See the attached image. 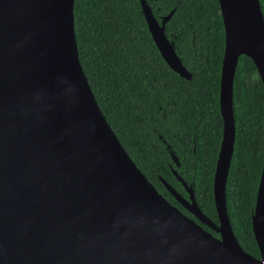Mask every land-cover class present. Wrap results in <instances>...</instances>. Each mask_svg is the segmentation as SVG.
<instances>
[{
	"label": "water",
	"instance_id": "water-1",
	"mask_svg": "<svg viewBox=\"0 0 264 264\" xmlns=\"http://www.w3.org/2000/svg\"><path fill=\"white\" fill-rule=\"evenodd\" d=\"M140 3L163 59L191 80L164 27ZM219 4L225 51L224 130L213 182L218 225L195 201L186 205L216 238L157 192L109 125L80 61L75 0H0V264H264V164L251 220L260 257L237 239L226 194L234 79L246 56L264 90V14L259 0Z\"/></svg>",
	"mask_w": 264,
	"mask_h": 264
},
{
	"label": "trees",
	"instance_id": "trees-1",
	"mask_svg": "<svg viewBox=\"0 0 264 264\" xmlns=\"http://www.w3.org/2000/svg\"><path fill=\"white\" fill-rule=\"evenodd\" d=\"M259 1L264 14V0ZM164 6L166 12L176 8L167 33L175 39L191 80L170 70L160 56L139 0H75L74 26L83 70L99 107L129 153L150 149L149 137L160 127L175 125L181 104L192 109L199 105L207 118H220L224 28L218 0H166ZM234 104L237 134L227 182L228 212L240 244L260 257L251 220L264 164V90L246 56L237 67ZM182 121L192 124L186 116ZM143 163L140 167L151 175ZM211 183L198 202L217 219Z\"/></svg>",
	"mask_w": 264,
	"mask_h": 264
},
{
	"label": "flooded vegetation",
	"instance_id": "flooded-vegetation-1",
	"mask_svg": "<svg viewBox=\"0 0 264 264\" xmlns=\"http://www.w3.org/2000/svg\"><path fill=\"white\" fill-rule=\"evenodd\" d=\"M145 1L151 11L153 18L157 21L159 26L164 27L166 38L173 45L176 54L181 60V57L176 47L175 39L172 38L167 33V26L171 22L176 12V8L174 7L169 12L168 11L166 12L165 10L166 6H164L166 0H163L160 3L159 0H145ZM218 4H219V0H218ZM140 8H141V15L143 16L151 40L154 46L156 47V49L158 50L152 38V35L148 29L146 17L143 12L141 3H140ZM171 13L173 14L170 17V19L165 24H163L165 18L168 17ZM219 14L221 15L222 23H223L220 4H219ZM223 28H224V24H223ZM224 51H225V28H224L223 57H224ZM159 54L162 57L160 52ZM185 69L191 74V72L186 67ZM170 70L172 69L170 68ZM221 71H222V63L220 70V80H221ZM182 79L187 80L186 78H182ZM234 83H235V79H234ZM233 102H234V94H233ZM218 104H219L220 118H214L213 120L206 117L207 115H205L206 112L203 110V107L198 105L194 109H192L190 108L189 104L186 103L181 104L178 110L181 111L182 114L179 116L177 121H175V125L171 129L162 128V127L158 128V130H155V135L150 136L149 139L147 140L151 150L148 148L143 150L141 148L140 152L136 153L134 152L133 149H131V152L129 153L124 148L127 154L129 155V157L131 158V160L136 165V167L146 177L149 183L153 185V187L157 190V192L165 200H167L169 204H171V206L176 208L180 213H182L184 216L194 221L202 229L212 234L216 238H219V235L216 233V231H214L208 225L201 222V220L195 214H193L186 207V205L192 204L193 203L192 201H195L196 204L199 206L200 210L203 212V214L206 215L212 223L218 225V217L217 219H214L211 216H209L206 212H204V210L202 209L201 205L198 202L203 195L202 191L208 188L209 182H212L211 184L213 190V182L216 172V166L223 140L224 121L220 110V87L218 93ZM192 110L193 112H191ZM235 111L236 108L234 104V116H235ZM190 115L192 117H189ZM185 116L191 120L192 124H187L182 121L185 118ZM235 123H236V117H235ZM220 126L222 127L221 131H220ZM236 134H237V124H236ZM235 141H236V136H235ZM131 147H133V144H131ZM234 152H235V143H234ZM131 154L137 156V158L134 160ZM233 157H234V153H233ZM143 162H145L147 167L150 168L151 175H147L140 167L139 164ZM232 162H233V158H232ZM232 162H231V167H232Z\"/></svg>",
	"mask_w": 264,
	"mask_h": 264
}]
</instances>
